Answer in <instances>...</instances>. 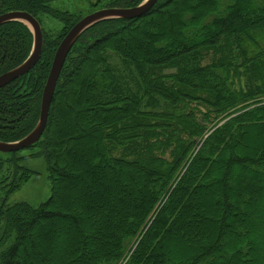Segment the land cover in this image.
<instances>
[{
	"label": "trees",
	"instance_id": "trees-1",
	"mask_svg": "<svg viewBox=\"0 0 264 264\" xmlns=\"http://www.w3.org/2000/svg\"><path fill=\"white\" fill-rule=\"evenodd\" d=\"M49 1L0 0V13L24 9L62 23L54 37L42 27L39 61L0 88V140L35 126L55 49L82 17ZM87 29L66 56L45 128L29 147L46 162V201L6 205L32 171L16 163V151L0 152V171L5 164L9 173L0 177V264H264L253 223L259 217L264 238V0H157L136 18ZM31 46L27 25L1 24L0 73ZM110 51L127 73L110 62ZM134 170L136 188L94 192L104 171L128 180ZM193 210L203 212L200 230ZM85 212L96 224L83 221ZM65 222L66 257L54 263L47 251L54 257L57 248L39 237Z\"/></svg>",
	"mask_w": 264,
	"mask_h": 264
},
{
	"label": "rangeland",
	"instance_id": "rangeland-1",
	"mask_svg": "<svg viewBox=\"0 0 264 264\" xmlns=\"http://www.w3.org/2000/svg\"><path fill=\"white\" fill-rule=\"evenodd\" d=\"M95 0H66L64 2L61 1H57L54 5L55 6H62L63 9L69 10L71 12H76V13H86L87 12V8L89 4L94 3ZM42 20V27L44 28V31L51 37H54L56 35V33H58V31L61 28V22H59L56 19L47 17V16H42L41 18ZM161 24L164 26V22L161 21ZM5 39H7L9 41L10 36L5 37ZM110 62L113 64H115L117 67L121 68L124 73H127L124 69V66L122 64V61L119 59L118 55H116L113 52H108L107 54ZM210 60V55H208V57H206L205 61H209ZM241 85L243 86V79L241 80H236V86L241 87ZM255 135L253 140H254V144L255 143H259L260 141V135L257 131H254ZM251 135V136H252ZM252 140V139H251ZM38 148L37 147H31V148H26V149H22V150H18L16 151V153L14 154V157L16 158H20L19 160L16 161L17 164L27 168L28 170L32 171L28 180L25 181L24 183L21 184V186L16 189L15 191L11 192L9 194V196L6 199V205H11L17 202H27L29 204H31L32 206H38L40 205L42 202L46 201L48 199V197L50 196L51 193V182L50 179L48 177V170L46 167V162L43 158V156L40 155H35V153L37 152ZM29 154H31V156H29ZM3 158L7 159L9 156L8 155H3ZM4 166L6 167V165L4 164ZM3 166V169L0 171V177L3 173L9 175V173H7V169H5ZM141 177V173L138 172L137 170L133 171V174H131L128 177V180H123L121 179V177H118L116 175H112L110 172L108 171H104L102 173V175L100 174L99 178H98V182L97 185L95 186L94 192L97 190L100 194V192H105L106 189L108 190H112V191H123V188H131L137 187V179L140 181ZM104 180V183H103ZM102 187H104L105 189H103ZM130 193V191L128 192V194ZM133 193V192H132ZM136 193V192H135ZM138 197H140V193H136ZM208 193H203L200 196L202 197H207ZM124 197V196H123ZM126 197V196H125ZM264 198V196H263ZM126 199V198H124ZM75 199H72L71 201H73ZM83 204H85V202H83ZM69 205L71 206V208H73L74 206L71 205L69 203ZM264 207V204H263ZM111 208V207H110ZM126 209L124 208H118V210L122 211ZM75 210V208H74ZM79 211V210H76ZM198 213V211L193 210V217L195 219H193V224L195 225V230L198 227V230L201 229V223H200V219L199 216H196ZM258 213H260V210H258ZM203 215V212L200 211L198 213V215ZM85 217H81L83 219V221L87 222V225H91V224H96L95 221H97V219L95 217H91L90 213H86L85 212ZM90 215V216H89ZM253 223L258 227L259 230V234L261 236L262 239L263 238V233H262V229H259V226L257 224L256 221H258L257 219H259V217L257 218H253ZM109 220H105V226L106 228L109 227ZM259 222V221H258ZM1 223V222H0ZM63 223V222H62ZM51 228V226H49ZM0 228H1V224H0ZM46 228H48V226H46ZM70 227H68V223H64L62 229H57L56 227L53 228V231L49 230L50 233L47 231V233L44 234V240H41V238L39 237V242L43 241V243H46V247H48L47 243H50V245L52 246V248H57V255L53 257L54 251L52 252V249L48 250L47 253L49 254L50 258H52V262H61L63 263L66 254L65 252L63 253L62 250L64 249V247L66 246V240L67 237L70 235ZM110 228V227H109ZM209 231V230H208ZM211 230L208 232L210 233ZM207 233V234H208ZM206 234V233H205ZM206 234V235H207ZM49 235H52V237H54V240H51L49 238ZM12 236L9 237L3 244V246L8 245L11 240H12ZM174 240L172 241L173 245H177V247L181 246V242L179 240V238L175 235L174 233ZM195 241H197L196 239H192L191 241L185 240L184 244L185 246H189V244L195 243ZM192 242V243H191ZM2 246H0V250H1ZM50 264H52L51 262H49Z\"/></svg>",
	"mask_w": 264,
	"mask_h": 264
},
{
	"label": "water",
	"instance_id": "water-1",
	"mask_svg": "<svg viewBox=\"0 0 264 264\" xmlns=\"http://www.w3.org/2000/svg\"><path fill=\"white\" fill-rule=\"evenodd\" d=\"M157 0H141L130 7H104L82 16L66 32L57 45L52 57L46 81L43 86L39 116L35 126L24 136L14 141L0 140V152H13L31 146L42 135L45 128L49 106L53 97L57 79L66 56L77 38L87 28L105 19H130L147 12ZM10 21H20L27 25L32 33V46L24 60L16 66L0 73V88L27 73L39 60L42 52L43 33L37 18L26 10H9L0 13V25Z\"/></svg>",
	"mask_w": 264,
	"mask_h": 264
},
{
	"label": "flooded vegetation",
	"instance_id": "flooded-vegetation-1",
	"mask_svg": "<svg viewBox=\"0 0 264 264\" xmlns=\"http://www.w3.org/2000/svg\"><path fill=\"white\" fill-rule=\"evenodd\" d=\"M57 1L64 2V1H66V0H57ZM57 1H52V0H50V1H49V7L52 6V7L57 8V9H63L62 6L58 7V6H55V5H54ZM76 1H78V0H76ZM87 1H89V0H87ZM98 2H100V0H95L94 3L89 4L86 13H81V12H80V13H76V12H71V11L66 10V9H63V10H64V11H68V12H70V13H74V14H81V15L83 16V15H85V14H87V13H90V12H92V11H94V10H97V9H101V8H104V7H113V6H103L101 3H98ZM96 3H98V4L95 5ZM120 7H122V6H120ZM20 10H24V9H20Z\"/></svg>",
	"mask_w": 264,
	"mask_h": 264
},
{
	"label": "bare ground",
	"instance_id": "bare-ground-1",
	"mask_svg": "<svg viewBox=\"0 0 264 264\" xmlns=\"http://www.w3.org/2000/svg\"><path fill=\"white\" fill-rule=\"evenodd\" d=\"M145 13H146V12H145ZM135 18H136V17H135ZM130 19H131V18H130ZM130 19H129V20H130ZM123 20H124V19H123ZM127 20H128V19H127ZM106 21H107V20H106ZM99 23H100V22H99ZM96 24H97V23H96ZM91 27H92V26H91ZM88 29H89V28H88ZM88 29H87V30H88ZM81 34H82V33H81ZM78 38H79V37H78ZM78 38H77V39H78ZM72 47H73V46H72ZM65 60H66V59H65ZM38 61H39V60H38ZM61 70H62V69H61ZM59 75H60V74H59ZM13 81H14V80H13ZM11 82H12V81H11ZM6 85H7V84H6ZM49 107H50V106H49Z\"/></svg>",
	"mask_w": 264,
	"mask_h": 264
}]
</instances>
